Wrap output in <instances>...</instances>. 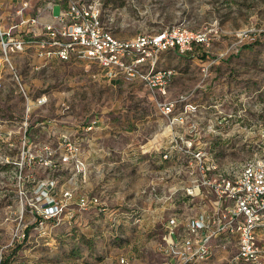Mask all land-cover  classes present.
<instances>
[{
  "label": "rangeland",
  "instance_id": "rangeland-1",
  "mask_svg": "<svg viewBox=\"0 0 264 264\" xmlns=\"http://www.w3.org/2000/svg\"><path fill=\"white\" fill-rule=\"evenodd\" d=\"M102 2L120 39L182 26L204 41L161 55L157 70L174 72L166 97L96 64L45 62L31 51L13 59L19 83L3 69L0 264H164L168 221L201 211L187 188L202 165L235 176L264 147V0ZM15 3L0 0L4 26L21 20ZM60 11L55 5L53 15ZM158 99L175 101L173 112L163 114ZM64 140L80 148L86 176L63 164ZM48 180L59 195L69 186L98 196L106 212L76 211L71 224L40 226L29 204ZM235 257L232 248L208 264H241Z\"/></svg>",
  "mask_w": 264,
  "mask_h": 264
},
{
  "label": "built area",
  "instance_id": "built-area-1",
  "mask_svg": "<svg viewBox=\"0 0 264 264\" xmlns=\"http://www.w3.org/2000/svg\"><path fill=\"white\" fill-rule=\"evenodd\" d=\"M15 1L21 20L4 26L0 18V74L7 69L17 83L20 76L13 59L31 51L45 62L96 64L109 77L130 83L144 82L160 97H166L174 72L157 70L161 55L169 50L188 53L195 44L204 41L201 34L182 26L154 35L120 39L104 18L102 0H54L41 9L35 8L31 0ZM55 5L61 8L59 16L53 15ZM20 88L27 95L22 85ZM43 101L45 98L39 99L38 104ZM175 103L157 100L165 115L173 112ZM191 107L188 105L186 110ZM4 141L0 134V152ZM64 141L68 151L62 156L63 164H72L76 174L86 176L85 162L79 158L80 148L71 140ZM195 157L201 159L202 153ZM200 172L201 179L193 180L187 195L200 196L201 211L183 223L175 217L168 221V240L163 252L169 260L164 264H208L217 253L232 248L237 262L264 264V147L235 176L220 174L203 165ZM58 190L56 180H48L46 184L40 181L37 185L29 206L40 226L49 221L71 224L76 211L106 212L98 196L78 194L69 186L61 189L60 195Z\"/></svg>",
  "mask_w": 264,
  "mask_h": 264
},
{
  "label": "crops",
  "instance_id": "crops-1",
  "mask_svg": "<svg viewBox=\"0 0 264 264\" xmlns=\"http://www.w3.org/2000/svg\"><path fill=\"white\" fill-rule=\"evenodd\" d=\"M32 1V4L34 5V7L35 8H39V9H41V8H44L45 6H46V0H38V4L37 3H35V2H33V0H31ZM52 1H54V0H52ZM51 1V2H52ZM51 2H49V3H51ZM48 3V4H49ZM16 4V6H14V9L16 10V8H17V3H15ZM48 19H50L51 20V18H49L48 17ZM109 80H111V78H109V77H107ZM117 79H120V80H123V79H121V78H117ZM124 81V80H123Z\"/></svg>",
  "mask_w": 264,
  "mask_h": 264
},
{
  "label": "trees",
  "instance_id": "trees-1",
  "mask_svg": "<svg viewBox=\"0 0 264 264\" xmlns=\"http://www.w3.org/2000/svg\"><path fill=\"white\" fill-rule=\"evenodd\" d=\"M7 260H4L3 262H1V264H7Z\"/></svg>",
  "mask_w": 264,
  "mask_h": 264
}]
</instances>
